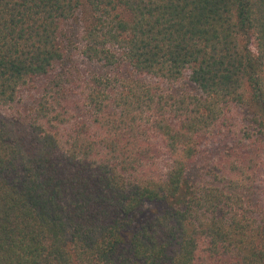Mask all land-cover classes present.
I'll return each mask as SVG.
<instances>
[{
	"label": "trees",
	"instance_id": "16d2710c",
	"mask_svg": "<svg viewBox=\"0 0 264 264\" xmlns=\"http://www.w3.org/2000/svg\"><path fill=\"white\" fill-rule=\"evenodd\" d=\"M0 264H264V0H0Z\"/></svg>",
	"mask_w": 264,
	"mask_h": 264
},
{
	"label": "rangeland",
	"instance_id": "374dc122",
	"mask_svg": "<svg viewBox=\"0 0 264 264\" xmlns=\"http://www.w3.org/2000/svg\"><path fill=\"white\" fill-rule=\"evenodd\" d=\"M217 145H209V146H206V149H215V147H216Z\"/></svg>",
	"mask_w": 264,
	"mask_h": 264
}]
</instances>
